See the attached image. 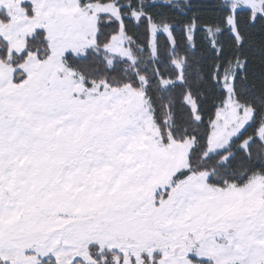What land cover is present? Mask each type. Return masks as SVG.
I'll return each mask as SVG.
<instances>
[{
    "label": "snow or ice",
    "instance_id": "1",
    "mask_svg": "<svg viewBox=\"0 0 264 264\" xmlns=\"http://www.w3.org/2000/svg\"><path fill=\"white\" fill-rule=\"evenodd\" d=\"M0 264H264V0H0Z\"/></svg>",
    "mask_w": 264,
    "mask_h": 264
}]
</instances>
